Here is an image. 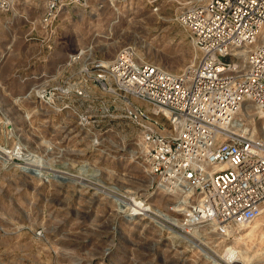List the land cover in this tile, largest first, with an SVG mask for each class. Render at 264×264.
Instances as JSON below:
<instances>
[{"label": "rangeland", "instance_id": "rangeland-1", "mask_svg": "<svg viewBox=\"0 0 264 264\" xmlns=\"http://www.w3.org/2000/svg\"><path fill=\"white\" fill-rule=\"evenodd\" d=\"M185 2L89 0L87 7L63 10L49 31L40 28L45 0H18L13 12L0 15V146L27 162L0 158V264H214L204 248L220 264V257L228 264H264L262 219L228 239L201 231L191 238L199 243L194 247L148 221L127 217L111 191L145 196L163 210L175 201L132 159L121 158L135 148L138 129L110 121V101L96 92L97 132L109 130L97 149L76 127L70 109L46 111L33 92L49 81L75 83L84 64L95 59L108 64L120 48L133 44L146 61L182 72L199 56L176 21ZM80 49L86 51L81 64L66 68L69 55ZM60 103L83 112L89 107L76 98ZM124 140L125 153L108 144ZM17 146L23 152L8 151ZM31 159L44 165L36 168H52L66 179L38 176Z\"/></svg>", "mask_w": 264, "mask_h": 264}, {"label": "built area", "instance_id": "built-area-1", "mask_svg": "<svg viewBox=\"0 0 264 264\" xmlns=\"http://www.w3.org/2000/svg\"><path fill=\"white\" fill-rule=\"evenodd\" d=\"M88 1L45 0L40 28L52 30L63 10L87 7ZM149 1L154 6L157 0ZM17 2L0 0V15L13 12ZM176 21L199 54L180 73L141 58L133 44L120 48L108 64L97 59L84 64L75 83L49 81L33 92L46 111L70 109L76 127L97 149L109 130L97 132L96 92L110 101V121L138 129L135 148L121 158L132 159L175 201L163 210L145 196L111 191L118 210L186 238L199 229L228 239L243 225L264 222V0H186ZM84 57L80 49L64 66H79ZM70 98L89 107L83 112L70 103L58 105ZM108 144L123 153L128 145ZM16 160L25 161L11 162ZM96 189L107 192L100 184Z\"/></svg>", "mask_w": 264, "mask_h": 264}, {"label": "bare ground", "instance_id": "bare-ground-1", "mask_svg": "<svg viewBox=\"0 0 264 264\" xmlns=\"http://www.w3.org/2000/svg\"><path fill=\"white\" fill-rule=\"evenodd\" d=\"M113 7H115V5L113 4L112 5ZM117 10V9H116ZM86 51H84V53H85ZM0 151H1V153L3 154V156L0 154V158L1 159H4V161L5 162H11L14 158H13V155H12V153H6V152H4L2 149H0ZM41 161V160H40ZM40 161H38V160H35V159H31V160H29V164L31 165V170H33V172H35V173H37L38 174V176H40V177H45V178H50V177H55V176H58L59 174H57L58 172H56V173H54V172H52V168H48V167H44V168H46V169H49V171L47 172V171H44V170H41V169H38V168H36L37 167V164H40ZM40 165H43V164H40ZM44 166V165H43ZM35 167V168H34ZM40 167H42V166H40ZM43 168V169H44ZM64 171H62V173H63ZM64 173H67V172H64ZM69 174V173H68ZM61 176V175H60ZM63 177V176H62ZM96 177V176H95ZM66 179V178H65ZM67 179H69V180H71L72 178H67ZM77 183V182H76ZM79 183V182H78ZM88 185V184H87ZM102 185V184H101ZM89 186V185H88ZM103 186V185H102ZM101 192H104V191H102V190H100ZM109 194V193H108ZM111 194V193H110ZM109 194V195H110ZM116 199H118V198H116ZM119 201V200H118ZM123 212V211H122ZM125 212V211H124ZM123 212V213H124ZM124 214H126V213H124ZM127 216V215H126ZM127 217H129V218H131V219H133V220H135L136 218H134L133 216H127ZM248 225H243V226H241L240 228H239V230H243L244 228H246ZM162 229H164V228H162ZM165 230H168V229H166L165 228ZM171 234H173L174 236H178V239L180 238V239H182L183 241H185V243H187L189 246H196V245H199V243H197V241L195 242V240H193V239H190V238H186V237H183V236H180V235H178V234H176V233H174V232H171V231H169ZM193 235H194V237H200L201 236V231L199 230V229H197V230H195V232L193 233ZM177 239V238H176ZM199 241V240H198ZM201 241V240H200ZM204 241V240H203ZM205 244V243H204ZM198 247V246H197ZM203 247V246H202ZM204 248V247H203ZM202 250V249H201ZM204 250H205V252H207V256H208V259H210L214 264H220L219 263V261L217 260V258L216 257H214V256H212L205 248H204ZM217 255V254H216ZM218 257V256H217ZM221 258V257H220ZM222 262V261H221Z\"/></svg>", "mask_w": 264, "mask_h": 264}, {"label": "water", "instance_id": "water-1", "mask_svg": "<svg viewBox=\"0 0 264 264\" xmlns=\"http://www.w3.org/2000/svg\"><path fill=\"white\" fill-rule=\"evenodd\" d=\"M30 172H32V171L30 170ZM52 178H54V179H59V180H65L64 177H62V176H60V175L55 176V177H52Z\"/></svg>", "mask_w": 264, "mask_h": 264}]
</instances>
